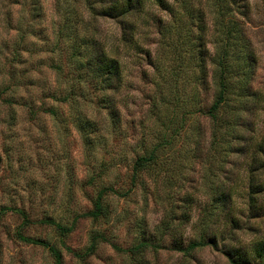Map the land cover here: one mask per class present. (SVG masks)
<instances>
[{
	"label": "rangeland",
	"instance_id": "374dc122",
	"mask_svg": "<svg viewBox=\"0 0 264 264\" xmlns=\"http://www.w3.org/2000/svg\"><path fill=\"white\" fill-rule=\"evenodd\" d=\"M250 3L247 34L259 56L255 84L264 87V9L257 0ZM63 7L71 4L0 0V264H54L50 246L60 264H253L250 243L264 242V218L239 216L234 203L226 214L223 194L234 190L244 165L234 140L222 155L216 123L197 112L213 103L212 89L204 95L192 87L197 72L186 70L184 61L186 73L174 90L167 47L161 72L122 49L121 89L106 90L118 111L117 127L106 110L97 114L95 92L86 93L85 84L87 101H60L56 97L65 98L71 84L54 70L69 53L68 42L56 47ZM80 15L78 29H84L91 18L83 6ZM95 27L110 43L118 36L113 21L97 20ZM139 31L137 44L155 55L154 25L142 22ZM76 113L97 121L89 138L78 129ZM158 145L153 161L134 171V160ZM96 201L104 216H82ZM234 215L236 226L230 224ZM46 219L70 231L62 235ZM18 233L48 247L21 241ZM195 241L202 245L184 253ZM224 248L234 253V263Z\"/></svg>",
	"mask_w": 264,
	"mask_h": 264
},
{
	"label": "trees",
	"instance_id": "16d2710c",
	"mask_svg": "<svg viewBox=\"0 0 264 264\" xmlns=\"http://www.w3.org/2000/svg\"><path fill=\"white\" fill-rule=\"evenodd\" d=\"M264 9V0H257ZM58 3L71 4L70 9H62L63 24L57 33V44L69 43V53L62 66H54V70L62 77L71 81L65 98L59 95L60 101L80 99L87 101L84 95L88 90L95 92L97 114L106 110V116L112 126L117 127L118 111L112 94L106 90L121 89L124 78V66L121 61L122 49L134 50L156 72L163 71L158 67L163 56V48L171 53L170 75L176 82L186 70L197 72V76L190 79L192 87H201L204 95L212 89L213 103L206 110L197 112L210 118L216 123L220 140V152L226 155L233 148L242 158L240 169L234 177V190L228 189L223 194L222 202H226L227 215L236 208L235 213L246 218H264V87L255 84L259 56L247 29L252 20L251 0H56ZM87 11L91 18L84 29H78L80 23V9ZM155 7L164 12L165 17L152 14L149 8ZM72 15L68 17V13ZM97 20L113 21L118 27V36L110 43L107 36L101 38L95 24ZM154 25L156 39L153 40L156 52L151 53L148 48L137 44L140 24ZM161 49L162 53H159ZM167 52V53H168ZM186 61V70L184 68ZM196 70V71H195ZM65 71V72H64ZM167 73V72H166ZM113 81L117 82L113 87ZM85 84V91L84 89ZM73 90L78 91L74 94ZM195 94H192L193 99ZM55 95H52V98ZM86 96V97H85ZM78 97V98H77ZM175 97V96H174ZM175 100L179 101V98ZM192 101V100H191ZM74 103V102H72ZM154 106V105H153ZM195 100L189 108L194 109ZM155 107V106H154ZM53 113V111H50ZM86 116L75 115L76 125L89 138L88 134L96 132L97 121ZM213 138L214 135L212 134ZM213 142V141H212ZM152 147L148 156L137 157L132 168L134 171L144 169L153 161L157 149ZM146 150V149H144ZM238 165V168H240ZM234 195V199H233ZM242 207H236L237 201ZM228 202V204H227ZM234 203V207H233ZM96 201L94 210L84 213V217H103L102 206ZM233 207V208H232ZM238 219L232 217L230 224L236 226ZM44 223L53 225L60 234L68 233L70 229L46 219ZM21 241L48 247L42 241L17 234ZM210 241L213 245L215 242ZM254 249L253 264H264V242L262 238H255L250 243ZM201 242L191 243L185 250L188 252ZM54 264H60L59 253L52 246L48 247ZM229 260L234 263V253L224 248Z\"/></svg>",
	"mask_w": 264,
	"mask_h": 264
}]
</instances>
